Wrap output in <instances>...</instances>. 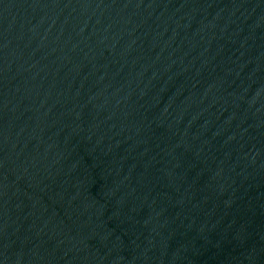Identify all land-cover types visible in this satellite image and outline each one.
I'll use <instances>...</instances> for the list:
<instances>
[{"label": "water", "instance_id": "95a60500", "mask_svg": "<svg viewBox=\"0 0 264 264\" xmlns=\"http://www.w3.org/2000/svg\"><path fill=\"white\" fill-rule=\"evenodd\" d=\"M0 264H264V0H0Z\"/></svg>", "mask_w": 264, "mask_h": 264}]
</instances>
